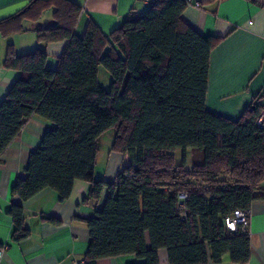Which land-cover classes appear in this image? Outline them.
<instances>
[{
  "label": "trees",
  "instance_id": "obj_1",
  "mask_svg": "<svg viewBox=\"0 0 264 264\" xmlns=\"http://www.w3.org/2000/svg\"><path fill=\"white\" fill-rule=\"evenodd\" d=\"M186 6L156 0L108 36L91 22L78 34L82 10L70 0H31L0 21L4 36L21 33L23 21L38 23L50 10V23L34 29L37 41L65 42L53 69L44 50L18 56L7 48L4 68L20 75L0 102V158L38 116L51 128L11 196L26 202L49 189L64 202L83 181L89 185L83 203L96 208L107 191L102 208L84 221V264L124 255L134 264H159L160 250L167 264H219L225 254L234 264L250 259L248 228L231 232L224 222L262 197L264 127L257 121L264 107L257 97L236 121L207 110L210 56L221 38L186 25ZM109 131L110 150L129 159L111 183L95 179L99 140ZM188 150L198 151L202 163L188 168ZM7 215L11 241L26 239L23 207L12 203Z\"/></svg>",
  "mask_w": 264,
  "mask_h": 264
},
{
  "label": "crops",
  "instance_id": "obj_2",
  "mask_svg": "<svg viewBox=\"0 0 264 264\" xmlns=\"http://www.w3.org/2000/svg\"><path fill=\"white\" fill-rule=\"evenodd\" d=\"M31 0H0V21L23 10ZM82 10L76 32L82 34L87 23H93L108 36L124 21L147 10L141 0H70ZM187 6L181 15L183 22L203 37H218L220 42L210 56L207 81L206 108L211 113L236 121L260 97L264 107V0H185ZM48 12L50 15L45 16ZM51 21V11L43 13L38 23L23 21L25 32L4 36L0 31V102L6 96L19 72L4 68L9 46L16 55L44 50L47 67L53 69L61 56L65 42L44 45L37 41L35 27ZM264 127V110L259 117ZM51 128L44 119L33 116L17 139L0 158V264H84L89 244L85 220L94 217L102 208L107 191H103L96 208L83 203L89 185L76 181L69 198L60 202L56 192L45 189L26 202L12 197L10 187L18 178H25L30 153L39 146L43 134ZM113 134L100 155L101 140L96 158L95 179L111 183L119 170L129 165L127 155L110 150ZM179 150L173 152L175 155ZM189 150L187 151V153ZM101 161L102 169H97ZM258 196L250 204L248 233L250 259L247 264H264V183ZM23 207L25 227L29 236L12 242L13 225L7 215L11 204ZM43 218H53L52 223ZM139 263L134 256L124 255L100 259L96 264ZM159 264H167L165 250L159 251ZM214 264V263H211ZM219 264H234L225 254Z\"/></svg>",
  "mask_w": 264,
  "mask_h": 264
},
{
  "label": "built area",
  "instance_id": "obj_3",
  "mask_svg": "<svg viewBox=\"0 0 264 264\" xmlns=\"http://www.w3.org/2000/svg\"><path fill=\"white\" fill-rule=\"evenodd\" d=\"M143 4L148 8L154 4L156 0H141ZM257 124H261V119H258ZM186 196L184 194H179L178 199L184 201ZM250 218V209L247 210H235L233 214L225 219V227L231 232L237 231L238 227L243 229L247 228ZM2 257V250H0V260Z\"/></svg>",
  "mask_w": 264,
  "mask_h": 264
},
{
  "label": "rangeland",
  "instance_id": "obj_4",
  "mask_svg": "<svg viewBox=\"0 0 264 264\" xmlns=\"http://www.w3.org/2000/svg\"><path fill=\"white\" fill-rule=\"evenodd\" d=\"M47 15H50V12H48L45 16H47ZM110 134H113V132L109 131V132L105 133L102 136V140L100 141L101 142V144H100V146H101L100 155H101V153H103L102 156H104L105 152L103 150L107 146L106 142L108 141ZM174 157H175V163L177 165H180L182 163V154H181V152L178 151L174 155ZM200 163H202V155L196 150H189V152L187 153V156H186V164H187L188 168H191L193 166H197ZM97 169L98 170L102 169L101 161L98 162Z\"/></svg>",
  "mask_w": 264,
  "mask_h": 264
}]
</instances>
